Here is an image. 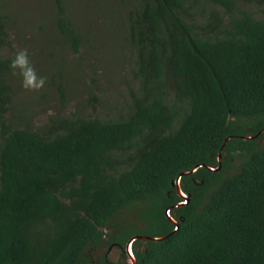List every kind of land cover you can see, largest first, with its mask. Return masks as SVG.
<instances>
[{"label":"trees","instance_id":"16d2710c","mask_svg":"<svg viewBox=\"0 0 264 264\" xmlns=\"http://www.w3.org/2000/svg\"><path fill=\"white\" fill-rule=\"evenodd\" d=\"M118 1L120 48L135 56L127 109L102 119L81 108L97 97L84 52L101 36L78 26L70 0H52L38 33L80 61L73 76L85 88L70 94L65 63L51 71L60 109L39 126L14 99L15 53L1 50L16 33L0 9V264H132L135 235L136 264H264V0ZM84 90L94 99L66 112Z\"/></svg>","mask_w":264,"mask_h":264},{"label":"rangeland","instance_id":"374dc122","mask_svg":"<svg viewBox=\"0 0 264 264\" xmlns=\"http://www.w3.org/2000/svg\"><path fill=\"white\" fill-rule=\"evenodd\" d=\"M94 3H90L88 10L86 11L80 3L75 4V0L71 2V12L73 16L78 19L77 23L79 27H90L93 24V30L100 33V41L95 39H89L88 42L97 45V48L85 49V66L91 62L98 67V86L96 87L97 97L94 99L93 94L89 90L82 91L81 95L77 98H71L67 106L64 108L66 112L76 111V106L79 101L92 97L94 101L80 104L81 108L92 114H98L102 119H105L108 115L116 116L119 111L124 112L127 109L126 100L128 99L129 85L133 77L131 76V70L134 68L135 56L132 50L128 47L120 48L123 42V20L125 18V7L118 0H91ZM87 3V2H86ZM248 9L254 10V12H260V8L263 6H257V4H245ZM0 9L5 14L12 18L10 21V33H16L19 36H13V41L6 49H2L1 53L5 57H9L16 52L17 49L26 48L29 52L31 65L35 68L38 76L45 77V83L48 75L51 71L62 70L64 63L67 70V76L69 78V92L71 95L80 93L83 90L84 81H76L74 75V68L80 66V61H74L72 53L68 48L64 49L65 55L62 57V47L59 45L58 40L50 41L49 30L40 35L39 25L42 20L46 18L49 10L50 13L54 11L52 0H0ZM97 11L94 12L93 10ZM87 13V15H86ZM99 14L100 16H97ZM92 15L97 16L96 22L91 19ZM121 19L120 23L116 21ZM91 19L89 22L87 20ZM40 35V36H39ZM36 39L34 47L37 49V54L31 49V41ZM113 40V42H111ZM107 45V49L105 47ZM69 52V53H67ZM58 59L59 63L54 65L53 59ZM110 65V67L107 66ZM59 69H56V67ZM13 80L18 81L14 89V99L18 103L22 102L27 105L28 108L37 112L34 117V124L39 126L41 120L52 112H59L58 104L60 93L57 89V85L44 86L40 89H25L23 87V78L20 70L17 69L13 73ZM62 81V80H61ZM91 83L90 76L86 77L85 86ZM67 84V83H65ZM93 87L94 86H88ZM134 87H136L134 85ZM90 89V88H89ZM46 93L51 98L48 100L42 99L41 94ZM118 104V106L116 105ZM45 108V110H44ZM65 111H61L64 114ZM121 257V251L117 248L110 250V258L113 261H118Z\"/></svg>","mask_w":264,"mask_h":264},{"label":"clouds","instance_id":"9594fccd","mask_svg":"<svg viewBox=\"0 0 264 264\" xmlns=\"http://www.w3.org/2000/svg\"><path fill=\"white\" fill-rule=\"evenodd\" d=\"M10 68L15 71L20 70L25 89H40L45 84V77L38 76L35 68L29 60V52L26 48L17 49L11 59Z\"/></svg>","mask_w":264,"mask_h":264},{"label":"water","instance_id":"95a60500","mask_svg":"<svg viewBox=\"0 0 264 264\" xmlns=\"http://www.w3.org/2000/svg\"><path fill=\"white\" fill-rule=\"evenodd\" d=\"M261 132L262 131H260L259 133H261ZM245 138H253V136L252 135L251 136H246ZM227 141H228V138L225 141V143ZM222 149H223V147L221 148L220 154H219L220 165L218 167H216V168H213V170H220V168H221V157H222V154L221 153H222ZM197 168H198V166H196L192 171H195ZM188 173H190V171H186L183 174H188ZM176 183H177V188H178L179 194L184 197L183 201H181L180 204H187L190 201V195L188 193H186L185 191H183V189H182V186H181V175H179V177L176 179ZM167 214L170 216V218L172 219V221L176 223V227H175L174 230L179 229V222L175 218H173L171 216L170 209L169 208L167 209ZM167 236L168 235H166V236H146V235H142V237L149 238L151 240H162V239L166 238ZM138 237H139L138 235L133 236L130 239L128 245H127V252H128V254L130 256V259H131L132 264H136L137 263V260H136V257L134 255V251H133L132 246H133V241L135 239H137Z\"/></svg>","mask_w":264,"mask_h":264}]
</instances>
